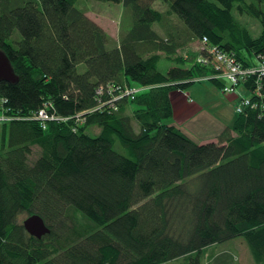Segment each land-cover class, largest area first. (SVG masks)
<instances>
[{"label": "trees", "instance_id": "obj_1", "mask_svg": "<svg viewBox=\"0 0 264 264\" xmlns=\"http://www.w3.org/2000/svg\"><path fill=\"white\" fill-rule=\"evenodd\" d=\"M85 2L123 6L131 22L119 42ZM235 11L260 21L259 37ZM205 37L255 65L264 0H0V49L18 76L0 80V264H204L238 238L264 264V99L218 142L173 122L171 95L217 73L214 57L189 48ZM131 86L149 88L112 108ZM46 104L60 120L35 119ZM31 215L51 230L42 239L23 226Z\"/></svg>", "mask_w": 264, "mask_h": 264}, {"label": "rangeland", "instance_id": "obj_2", "mask_svg": "<svg viewBox=\"0 0 264 264\" xmlns=\"http://www.w3.org/2000/svg\"><path fill=\"white\" fill-rule=\"evenodd\" d=\"M87 3V2H85ZM80 8H84L87 16L93 20L95 23L100 25L107 33L110 34V36L114 37V40L119 42V39L121 38V33L123 29V23L125 27H129V23L131 22V18L129 15L126 14L124 11V8L122 5L114 4V3H101V2H88L85 6L84 3L78 4ZM156 10L161 12H166L168 10V5L162 3V2H155L153 6ZM235 17L243 24L245 25L250 31L253 37H259L262 32V26L260 21L257 18H253L248 15H239L236 11L234 12ZM173 24H180L181 27H185L183 22H181L180 19H178L176 16L173 18ZM154 29L160 33V35L165 38L166 31L161 28L160 24H156L154 26ZM199 44L196 45V43H193L191 46L189 45V48L191 47L193 50L195 48L199 49ZM173 62L166 59L165 57L161 60L159 64V70L163 73H166L171 66H173ZM187 67H190V64L187 65ZM86 70V67L84 65L79 67L80 72H84ZM202 86L206 87H212L215 89L214 85L210 81L203 82L201 84L196 83L191 87L195 88H189L186 92H188L189 96L193 100L195 99L196 94H200V98H203L205 100V103L210 106L214 111L213 114L217 118H221L219 115L221 114V109H224L225 112L223 113L224 119L230 123L233 121L232 118H236L238 114H236V107L238 104V101L234 96H226L219 90H212L209 94L211 98H206L207 94L206 91L202 90ZM149 88V87H146ZM193 89V91H191ZM243 93V92H242ZM247 96V94H243ZM231 101V103H226ZM130 108V107H129ZM134 110L133 107H131L128 111L129 114ZM82 120V119H81ZM229 124V122H228ZM233 124V122L231 123ZM230 125V124H229ZM134 126L138 129V125L134 123ZM95 133H99L98 130L95 131ZM2 143V126L0 125V145ZM27 217H22L21 221L23 222ZM218 256L219 259H216L218 263L221 264H255L254 259L251 255V252L245 242L244 239L238 238L231 242L221 244L216 246L214 249H210L209 252H207V255L205 257L204 264H211V261ZM214 261V260H213ZM212 261V262H213ZM213 264H216L213 262Z\"/></svg>", "mask_w": 264, "mask_h": 264}, {"label": "built area", "instance_id": "obj_3", "mask_svg": "<svg viewBox=\"0 0 264 264\" xmlns=\"http://www.w3.org/2000/svg\"><path fill=\"white\" fill-rule=\"evenodd\" d=\"M199 50L203 52H208L209 55L214 57L216 66H213V69L217 72L214 76H210L209 78H195L194 82L201 83L210 81V79L218 80L222 87L221 92L226 96H235L238 101L237 107L235 109L236 114L241 115L244 114L249 109H256L258 106L255 100H263L264 94L262 93V81L264 78V55L257 56L256 64L252 63L244 64L237 60L234 53L226 52L225 49L217 46H209L208 39L203 38L202 42L199 43ZM200 62L208 63L207 60L200 58ZM251 62V61H249ZM214 63V62H213ZM212 64V63H211ZM252 80L254 81L253 86L250 91H248L247 96L236 95L237 87L240 83H250L252 84ZM148 88L146 87H125L121 92L116 94L112 98L111 107H117L116 103L126 100V99H135L139 94L146 91ZM50 105L46 104L44 109H41L39 113L36 114L35 119L42 121L43 123L48 121L60 120L61 118L57 115L53 114L49 109ZM264 109V105L262 104ZM117 109V108H116ZM33 119V118H32Z\"/></svg>", "mask_w": 264, "mask_h": 264}, {"label": "crops", "instance_id": "obj_4", "mask_svg": "<svg viewBox=\"0 0 264 264\" xmlns=\"http://www.w3.org/2000/svg\"><path fill=\"white\" fill-rule=\"evenodd\" d=\"M111 37L114 39L113 36ZM214 88L202 86V90L207 93L204 94L206 98H211L209 94H212L210 93L212 90H218V88ZM195 97L197 100H193L188 92L182 91L174 92L171 95L175 111L173 122L180 127L184 134L197 143L218 142L224 132L233 125L231 123L235 121V118H232L231 123L228 120L229 125L223 116L224 109L220 108L221 114L219 116L221 118H217L213 114L214 110L205 103L203 98H200V94H196ZM226 103H231V101H226Z\"/></svg>", "mask_w": 264, "mask_h": 264}, {"label": "water", "instance_id": "obj_5", "mask_svg": "<svg viewBox=\"0 0 264 264\" xmlns=\"http://www.w3.org/2000/svg\"><path fill=\"white\" fill-rule=\"evenodd\" d=\"M0 80L11 83L18 81V76L12 66V63L7 54L0 49ZM23 226L26 231L37 239H42L48 235L51 230L46 224L45 220L39 215L28 216L23 221Z\"/></svg>", "mask_w": 264, "mask_h": 264}, {"label": "bare ground", "instance_id": "obj_6", "mask_svg": "<svg viewBox=\"0 0 264 264\" xmlns=\"http://www.w3.org/2000/svg\"><path fill=\"white\" fill-rule=\"evenodd\" d=\"M131 87H140V86H131ZM151 89V88H150ZM145 92V91H144Z\"/></svg>", "mask_w": 264, "mask_h": 264}]
</instances>
